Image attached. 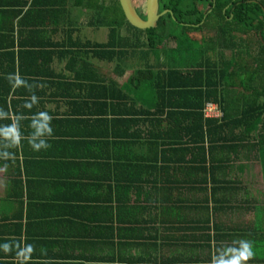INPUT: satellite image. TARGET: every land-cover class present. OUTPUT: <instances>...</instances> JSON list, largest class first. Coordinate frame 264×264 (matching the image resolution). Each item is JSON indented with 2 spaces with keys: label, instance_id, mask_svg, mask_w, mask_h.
Listing matches in <instances>:
<instances>
[{
  "label": "crops",
  "instance_id": "crops-1",
  "mask_svg": "<svg viewBox=\"0 0 264 264\" xmlns=\"http://www.w3.org/2000/svg\"><path fill=\"white\" fill-rule=\"evenodd\" d=\"M87 15L60 10L44 24L0 26V264H217L227 252L258 264L264 201L239 195L245 178L255 181L257 151L240 152L246 159L229 173L216 242L209 191L181 192L178 171H130L146 138L116 144L115 94L131 89L145 58L70 55L107 40ZM137 90L143 104L152 98L146 83Z\"/></svg>",
  "mask_w": 264,
  "mask_h": 264
},
{
  "label": "trees",
  "instance_id": "trees-1",
  "mask_svg": "<svg viewBox=\"0 0 264 264\" xmlns=\"http://www.w3.org/2000/svg\"><path fill=\"white\" fill-rule=\"evenodd\" d=\"M158 2L159 13L168 12L159 18L156 28L146 30L126 21L118 0H0V26L15 21L19 25L44 24L47 15L53 20L60 10L70 15L82 8L90 26L106 28L107 40L98 45L88 42L89 48L86 43L83 49L72 46L70 55L79 50L104 61L145 58L144 67H138L130 79L131 89L128 85L115 94L122 103L116 102V144L129 148L137 145L130 140L145 137L147 152L130 160V171H178L181 192L209 191L212 207L204 215L212 220V239L217 242L221 224L216 220L226 214L222 206L229 203L226 197L233 190L230 182L234 177L229 173L241 158L246 159L240 152L254 148L264 176V0ZM175 29L201 36L198 40L197 36L176 37ZM166 40H173L174 47H165ZM160 51L167 60L152 62L150 57L158 58ZM193 52L197 59L191 60L188 57ZM145 83L152 93V98H145L148 105L138 98L137 89ZM207 103L217 105L221 117H205ZM122 137L128 143L123 144ZM117 171L126 169L123 166ZM170 191V183L165 181L164 193ZM205 199L209 201L208 196ZM246 258L227 252L216 261L251 264ZM258 264H264V255Z\"/></svg>",
  "mask_w": 264,
  "mask_h": 264
},
{
  "label": "rangeland",
  "instance_id": "rangeland-1",
  "mask_svg": "<svg viewBox=\"0 0 264 264\" xmlns=\"http://www.w3.org/2000/svg\"><path fill=\"white\" fill-rule=\"evenodd\" d=\"M134 4H135V7L138 10V12L142 13L144 15V13H145V0H134ZM98 29H100V32H102L103 29H105V28L100 27ZM164 29H161V31H164ZM85 31H86V33L90 32L89 29H85ZM100 32H99V34H100ZM172 32H173V34L176 37L177 36L178 37H182V36H197V40L200 39V36H201L200 33H184V32H182V30L177 32L176 29L173 30ZM122 34L125 35V31H123ZM163 45L165 47H167V48H173L175 44H174L173 40H166ZM195 48H198V45ZM193 54H195V52H193L188 58L191 59V60L194 59L195 57L192 56ZM165 56H166V54L165 53L163 54L160 51L158 59L159 58H163L162 61L163 60H167L165 58ZM226 56L228 57V55H226ZM195 59H197V58H195ZM127 71H132V69H128ZM255 169L257 170V171H253V175L255 177V181H252V184H247V181H246L247 178H245V180H244L245 185L244 186H245V189H247V191L246 192L240 191L239 195H240L241 199H246L249 195H251L253 198H256L257 200L261 199L262 201H264V181H263L264 180V176H263V172H261V165H258V167L255 168ZM262 181H263V183H262Z\"/></svg>",
  "mask_w": 264,
  "mask_h": 264
},
{
  "label": "water",
  "instance_id": "water-1",
  "mask_svg": "<svg viewBox=\"0 0 264 264\" xmlns=\"http://www.w3.org/2000/svg\"><path fill=\"white\" fill-rule=\"evenodd\" d=\"M118 2L126 21L139 30L156 28L159 18L168 12V10H164L159 13L158 0H145V19H142L135 7L134 0H118Z\"/></svg>",
  "mask_w": 264,
  "mask_h": 264
},
{
  "label": "built area",
  "instance_id": "built-area-1",
  "mask_svg": "<svg viewBox=\"0 0 264 264\" xmlns=\"http://www.w3.org/2000/svg\"><path fill=\"white\" fill-rule=\"evenodd\" d=\"M219 107L212 103H207L204 108V116L207 118H219L221 117Z\"/></svg>",
  "mask_w": 264,
  "mask_h": 264
},
{
  "label": "flooded vegetation",
  "instance_id": "flooded-vegetation-1",
  "mask_svg": "<svg viewBox=\"0 0 264 264\" xmlns=\"http://www.w3.org/2000/svg\"><path fill=\"white\" fill-rule=\"evenodd\" d=\"M142 19H145L144 15L142 13H139Z\"/></svg>",
  "mask_w": 264,
  "mask_h": 264
}]
</instances>
